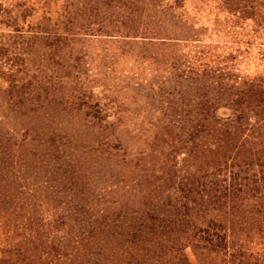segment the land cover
<instances>
[{"label":"rangeland","instance_id":"1","mask_svg":"<svg viewBox=\"0 0 264 264\" xmlns=\"http://www.w3.org/2000/svg\"><path fill=\"white\" fill-rule=\"evenodd\" d=\"M249 84L264 92V0H0V264L111 246L117 264H264V205L191 192L188 224L171 215L215 161L264 151V107L237 103ZM148 212L174 224L148 234ZM209 219L215 248L191 227Z\"/></svg>","mask_w":264,"mask_h":264},{"label":"trees","instance_id":"2","mask_svg":"<svg viewBox=\"0 0 264 264\" xmlns=\"http://www.w3.org/2000/svg\"><path fill=\"white\" fill-rule=\"evenodd\" d=\"M237 5V4H236ZM264 92L261 90V88L258 87V85L255 84H249L248 89L246 90H240L239 91V97H238V104L242 105L244 103H247L248 105H252V106H256L257 108L260 106L264 107V104L261 105V100L263 99V97L261 98L262 94ZM206 104L203 105V107H205ZM237 121L238 119H240L239 115H236ZM238 123V122H237ZM264 157V151L260 153V155L255 158V163H246L245 165L248 164V167L245 169V166L241 167L239 164H232V161L230 162V164L228 163V160H218L215 161V164H213L212 167V171H209L206 173V176L204 175V177L200 176L198 180L194 181L193 183H191L189 186H186L187 188H189L188 190H184L185 195L184 197H182L184 199V201L180 202V206L177 209V214H171L172 216H177L179 214H181V216H184V221L183 220H179L180 222L183 221L184 224H188L185 223L187 222V219L190 217L189 214V209H188V205L190 203H195L193 202V200L190 201L189 199V194L191 192H196V195L200 198L199 200H203L204 198L212 203V204H218L220 203L223 199H229V201H235L234 207L236 208L235 211H238L239 206L237 207V203L238 201H241V197H243L244 199H246L245 201H247V205L250 203L249 201H253L252 204H250V206L252 208L256 209H260L257 212V215H262L261 209L263 208L264 205V159L262 158ZM261 159L263 161H261ZM255 166L257 168V170L255 172H251L252 171V167ZM12 166H10V164H7V174H11V176H15L12 177V179L15 181L16 179H22L23 177L20 178V176H18L16 173H18L19 171L15 172L12 171L11 169ZM11 169V170H10ZM10 176V177H11ZM196 179V178H195ZM248 197V198H246ZM196 204V203H195ZM218 210V209H217ZM180 211V212H178ZM251 211V210H250ZM255 211V212H256ZM255 214V213H254ZM144 219H139L137 221L136 224H134V226L137 228H141V226H143V224L148 223L147 225H149L150 230H145V232H147L148 234H152V235H156L155 232L153 230H155V223H158V227L161 226V223L163 224H174L173 221H171L169 218V216H166V214L163 212L160 215H156V214H151V213H143ZM168 215V214H167ZM241 216V218H245V213H241L239 214ZM106 222L105 220L101 223ZM114 222V221H113ZM260 224L262 223V220L260 219ZM97 223H99V221H97ZM101 227V224H99ZM147 225L145 227H147ZM154 226V228H153ZM191 226V225H190ZM220 222L216 221L215 219H209L207 221H205V224L202 226L201 224L198 225H194L191 226L193 229V232L195 235H199L200 238H202L203 241H206L208 245H210V247L215 248V245H219L221 244V242H223L225 240V237L220 236V234H217L218 230L217 228H219ZM131 228H133L132 226H129ZM157 227V228H158ZM167 226H164L163 228H165ZM89 228L88 226H86V228L84 229L85 232V237L82 238V241H86V243L91 242L92 238L94 239L95 237L98 238L102 232L97 233V231L94 229H87ZM116 228L115 225H109L107 229H114ZM94 231H95V237H94ZM101 231V230H100ZM120 232L117 233L115 231L113 232H109L108 233V239H110V241L104 242L106 244V246H110L113 244H116L115 240H116V236H122L123 235V230L122 228L119 230ZM152 231V232H151ZM130 232V231H129ZM132 238L135 239V241L137 242L136 245H138L137 249L140 248L141 245H143L146 241L144 240L143 237H140L141 230L139 231V233H135V231L132 232ZM93 234V235H92ZM149 236V235H147ZM221 239V240H220ZM101 240V239H100ZM134 242V241H133ZM76 244H79L78 241H76ZM85 244V243H84ZM150 246V245H149ZM40 247H44L42 243H40L38 245V247L36 248L39 249ZM98 247V246H97ZM113 247L115 246H111L109 251H105L104 254V258H102V260H96L93 261L92 264H106V262L108 261V264H117V258L115 257V253H114V249ZM153 247V246H150ZM149 247V252L152 251V248ZM53 246L51 247V250H53ZM65 248H63L64 250ZM72 249V248H71ZM70 249V250H71ZM101 251V248H99ZM155 249V248H154ZM161 250L164 248H160ZM22 250H25V248H23ZM68 250V249H67ZM141 252L143 250H140ZM156 251V250H155ZM165 251V250H164ZM91 255H99L100 253L98 252L96 255L95 253H91ZM144 257L146 256V254H142ZM24 256V255H23ZM61 260L57 258L56 260V264H77V261L75 256L68 258V256L65 254V252H62V255H60ZM111 258V260L109 261V258ZM68 258V260H67ZM40 259V258H38ZM140 260H138V258H133V257H125L123 258V260L121 261V263L118 264H134V262H136V264H141L142 261H144L143 258H139ZM159 259H161V257H159ZM138 261V262H137ZM169 262V261H168ZM184 264H188L186 261H182ZM32 264H34L33 262H31ZM29 261L28 257H23L20 259L19 264H31ZM167 263V261H166ZM13 264V263H12ZM80 264H82L80 262Z\"/></svg>","mask_w":264,"mask_h":264}]
</instances>
